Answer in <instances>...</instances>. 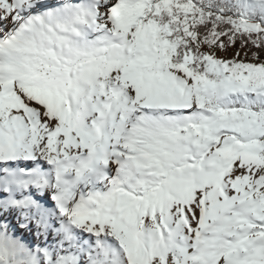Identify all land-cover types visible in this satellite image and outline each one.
I'll use <instances>...</instances> for the list:
<instances>
[{"label": "snow or ice", "instance_id": "snow-or-ice-1", "mask_svg": "<svg viewBox=\"0 0 264 264\" xmlns=\"http://www.w3.org/2000/svg\"><path fill=\"white\" fill-rule=\"evenodd\" d=\"M0 264H264V0H0Z\"/></svg>", "mask_w": 264, "mask_h": 264}]
</instances>
